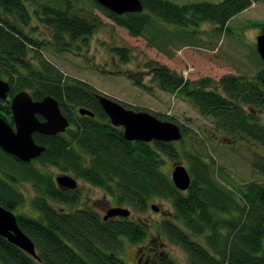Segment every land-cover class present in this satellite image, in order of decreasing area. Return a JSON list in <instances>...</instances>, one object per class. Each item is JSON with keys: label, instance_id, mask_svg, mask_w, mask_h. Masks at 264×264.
I'll return each mask as SVG.
<instances>
[{"label": "trees", "instance_id": "obj_1", "mask_svg": "<svg viewBox=\"0 0 264 264\" xmlns=\"http://www.w3.org/2000/svg\"><path fill=\"white\" fill-rule=\"evenodd\" d=\"M89 1L130 36H142L152 45L167 49L173 42L193 44L195 29H188L201 23L214 24V31H226L230 19L258 0H140V12L123 14L110 11L96 0ZM34 4L31 13L25 0H0V79L9 83L7 98L0 99V116L14 125L10 101L15 93L25 90L33 100L54 97L69 126L55 135L34 133V141L44 150L30 162L0 148V204L15 211L24 202L16 185L28 182L34 188L31 205L36 214L15 216L37 254L32 257L0 236V264H125L118 256L121 237L132 243L144 238L146 229L129 217L104 220L90 207L71 211L54 208L52 203L74 207L78 196L75 189L57 185L45 171L49 167L101 188L116 205L133 211L147 210L155 198L169 199L179 224L167 221L161 228L171 242L183 248L190 264H264V182L248 180L228 187L225 176L223 182L218 179L216 173H221L222 167H216L213 157L186 151L190 186L184 191L176 189L160 169L163 155L171 160L179 157L175 141L125 139L122 127L112 125L99 105L96 95L102 92L85 81L65 76L42 57L41 48L46 43L32 35L35 26L31 25L29 31L24 28L35 17L54 43L64 45L66 38L83 40L91 36L102 20L95 14L80 15L76 0H40ZM168 25L176 30L169 31ZM250 25L264 32V21H252ZM112 51L123 61L130 57L126 47H112ZM255 52L261 66L250 77L225 74L218 80H188L166 65L149 62L150 81L164 92L180 94L199 114L209 118L213 137L224 134L227 141L241 139L264 149V124L258 115L264 110V62ZM117 101L126 108L148 111L173 122L169 114ZM80 107L94 116L79 114ZM176 124L184 136L188 128ZM257 158L263 164L256 159L252 168L264 172V156ZM197 236L201 242L194 238ZM156 260L157 264H175L166 256Z\"/></svg>", "mask_w": 264, "mask_h": 264}, {"label": "rangeland", "instance_id": "obj_2", "mask_svg": "<svg viewBox=\"0 0 264 264\" xmlns=\"http://www.w3.org/2000/svg\"><path fill=\"white\" fill-rule=\"evenodd\" d=\"M34 1L39 2L40 0H25L31 13L35 7ZM172 1L182 3L198 0ZM76 4L81 6V10L78 11L80 15L89 17L95 14L102 20V24L86 39L66 38L67 43L64 45L54 43L49 36V31L35 17H32L24 28L29 31L31 25L35 26V29H31L32 35L37 36L39 40L43 39L46 43L41 48L42 57L57 67L65 76L85 81L98 91L117 100L169 114L174 123H182L188 128L183 139L174 142L179 150V157L171 160L163 155L164 160L160 169L167 176L170 177L177 163L185 168L188 166L186 151H190L202 156L213 157L216 167H222L221 173L218 170L216 175L220 181L225 176L228 183L224 181V184H229L228 187L230 185L236 187L248 180L264 182V172L261 169L252 168V163L258 160L257 157L264 156L262 147L243 142L241 139L236 142L227 141L224 134L213 137L210 119L199 114L196 108L180 94L160 90L156 82L150 81L149 66H147L149 62L166 65L182 76L185 75L184 78L188 80H198L203 77L218 80L225 74H245L250 77L258 65L261 66L255 52V38L260 33V29L252 27L250 23L264 21V0L255 1L249 8L230 19L226 31H214V24L201 23L199 26L188 29L191 31L195 29L193 44L182 46L173 42L167 49L152 45L142 36H130L126 29L115 25L89 0H76ZM167 29L175 31L176 27L168 25ZM112 47L128 48L129 59L121 60L114 54ZM139 82L141 84L138 85ZM258 115L260 123L264 124V110ZM260 162L261 159L258 163L262 165L263 162ZM45 171L50 173L54 179L61 174L73 176L69 172L52 167L46 168ZM74 178L77 181L75 193L78 196V202L76 206L70 207L51 202L54 208L71 211L77 207H90L103 216L106 210L116 206L113 199L101 188ZM16 187L23 193L24 202L13 212L35 215L36 212L31 205V200L35 196L33 186L28 182H20ZM150 203L159 207L161 212L158 213L151 207L140 212L131 210L130 218L140 221L146 229V234L137 243L121 237L122 246L118 252L119 258L125 264H142L144 259L157 264L158 256H166L175 264H190L183 248L171 242L161 228L162 224L167 221L179 224L174 218L170 200L155 198ZM194 238L199 242L202 241L198 236ZM137 247L140 250H137ZM138 259H141V263Z\"/></svg>", "mask_w": 264, "mask_h": 264}, {"label": "water", "instance_id": "obj_3", "mask_svg": "<svg viewBox=\"0 0 264 264\" xmlns=\"http://www.w3.org/2000/svg\"><path fill=\"white\" fill-rule=\"evenodd\" d=\"M96 1L117 14L140 12L143 9L140 0ZM255 47L264 62V32L256 36ZM8 92V81L0 79V99H6ZM96 98L110 123L114 126H121L124 138L129 141L172 142L183 137L179 125L172 121L161 120L148 111L126 108L103 93H98ZM10 109L14 126L0 116V148L23 162H30L44 150L43 145L34 141V133L55 135L64 132L69 126V121L61 113L57 100L51 95L33 100L29 92L21 90L12 96ZM78 113L94 116V113L85 107L78 108ZM55 181L57 185L67 189H73L77 185L76 179L68 174L57 175ZM171 181L180 191L188 189L191 177L187 168L180 163L174 165L171 171ZM151 208L154 211L158 210L155 205H151ZM129 214L130 210L127 207L113 206L106 210L102 217L104 220L115 216L127 218ZM0 236L30 256L37 257L33 241L19 227L13 211L1 204Z\"/></svg>", "mask_w": 264, "mask_h": 264}, {"label": "flooded vegetation", "instance_id": "obj_4", "mask_svg": "<svg viewBox=\"0 0 264 264\" xmlns=\"http://www.w3.org/2000/svg\"><path fill=\"white\" fill-rule=\"evenodd\" d=\"M158 210H157V212L158 213H160L161 212V209L158 207L157 208ZM130 218V217H129ZM132 219V218H131ZM134 220V219H133ZM140 250V248L139 247H137V250ZM135 253H137V251L135 252ZM138 262H140L141 263V259H138ZM146 262V263H145ZM142 264H153V262H150V261H148L147 259H144L143 261H142Z\"/></svg>", "mask_w": 264, "mask_h": 264}]
</instances>
